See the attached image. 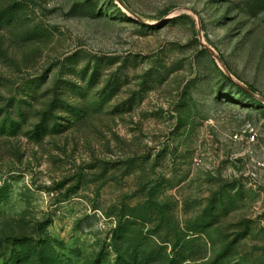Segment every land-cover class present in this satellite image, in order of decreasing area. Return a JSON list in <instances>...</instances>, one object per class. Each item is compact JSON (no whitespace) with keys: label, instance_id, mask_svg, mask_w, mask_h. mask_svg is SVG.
Here are the masks:
<instances>
[{"label":"rangeland","instance_id":"374dc122","mask_svg":"<svg viewBox=\"0 0 264 264\" xmlns=\"http://www.w3.org/2000/svg\"><path fill=\"white\" fill-rule=\"evenodd\" d=\"M0 264H264V0H0Z\"/></svg>","mask_w":264,"mask_h":264},{"label":"trees","instance_id":"16d2710c","mask_svg":"<svg viewBox=\"0 0 264 264\" xmlns=\"http://www.w3.org/2000/svg\"><path fill=\"white\" fill-rule=\"evenodd\" d=\"M242 90H243L245 93H247V94H251V92L254 91L251 87L242 88Z\"/></svg>","mask_w":264,"mask_h":264}]
</instances>
